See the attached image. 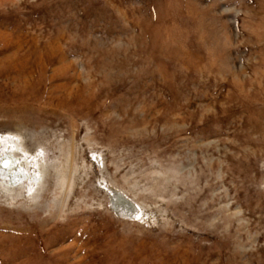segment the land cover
Returning a JSON list of instances; mask_svg holds the SVG:
<instances>
[{
    "label": "rangeland",
    "instance_id": "rangeland-1",
    "mask_svg": "<svg viewBox=\"0 0 264 264\" xmlns=\"http://www.w3.org/2000/svg\"><path fill=\"white\" fill-rule=\"evenodd\" d=\"M7 151L0 264H264V0H0Z\"/></svg>",
    "mask_w": 264,
    "mask_h": 264
},
{
    "label": "water",
    "instance_id": "water-1",
    "mask_svg": "<svg viewBox=\"0 0 264 264\" xmlns=\"http://www.w3.org/2000/svg\"><path fill=\"white\" fill-rule=\"evenodd\" d=\"M14 163L11 158L4 156L0 159V170L4 173H9V170L13 168ZM17 177H21V169L18 165H16ZM3 175V174H1ZM7 178V177H6ZM19 178H16L18 181ZM14 179L9 180L10 184H17V181ZM114 194L112 199L110 200V208L112 211L120 218L128 219V220H136L138 215L140 214L139 208L122 192L118 190H112Z\"/></svg>",
    "mask_w": 264,
    "mask_h": 264
},
{
    "label": "bare ground",
    "instance_id": "bare-ground-1",
    "mask_svg": "<svg viewBox=\"0 0 264 264\" xmlns=\"http://www.w3.org/2000/svg\"><path fill=\"white\" fill-rule=\"evenodd\" d=\"M4 156H7V157H9V158H11V160L13 161V163H14V166H13V168H11L10 170H9V173L7 174V173H4L2 170H0V178L4 181V182H9L8 180H11V179H16L17 178V171L18 170H16V165L18 164V161L16 160V159H14L13 158V155H10L9 154V151H7V152H5V153H3V154H1L0 155V159L2 158V157H4ZM21 169V168H20ZM24 171V170H23ZM21 174H22V169H21ZM1 174H3V175H1ZM7 177V178H6ZM111 199H112V197H111Z\"/></svg>",
    "mask_w": 264,
    "mask_h": 264
}]
</instances>
